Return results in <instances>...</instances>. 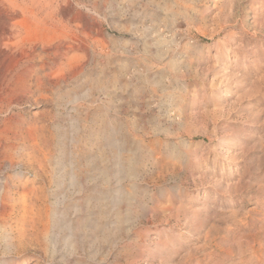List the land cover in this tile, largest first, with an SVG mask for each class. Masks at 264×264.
<instances>
[{"label": "rangeland", "instance_id": "rangeland-1", "mask_svg": "<svg viewBox=\"0 0 264 264\" xmlns=\"http://www.w3.org/2000/svg\"><path fill=\"white\" fill-rule=\"evenodd\" d=\"M16 3L0 264H264V0Z\"/></svg>", "mask_w": 264, "mask_h": 264}, {"label": "bare ground", "instance_id": "bare-ground-1", "mask_svg": "<svg viewBox=\"0 0 264 264\" xmlns=\"http://www.w3.org/2000/svg\"><path fill=\"white\" fill-rule=\"evenodd\" d=\"M1 3H6L9 5V9L13 12V14H16L20 17L23 18L22 21L18 22L15 27L19 28L20 31L16 32V38L21 37L25 35L18 43L17 45H22L26 46L30 40V38H33L36 34H45L46 28L45 24L43 23L40 27L39 30H37L34 26L33 23L30 20V14L31 12L29 11L28 7H21L19 4H17V0H0ZM49 29V28H48ZM10 39H15V37H12V35H9ZM17 47V46H16Z\"/></svg>", "mask_w": 264, "mask_h": 264}]
</instances>
